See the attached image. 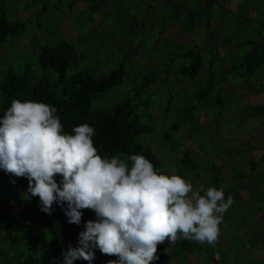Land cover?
<instances>
[{"label": "rangeland", "instance_id": "rangeland-1", "mask_svg": "<svg viewBox=\"0 0 264 264\" xmlns=\"http://www.w3.org/2000/svg\"><path fill=\"white\" fill-rule=\"evenodd\" d=\"M263 1L256 0V5ZM218 2L226 4L227 8L233 12L237 6L236 3L240 4L241 0H218ZM135 3V0H108L102 10L91 15L87 11L89 2L86 0H0V12L8 21L24 23L18 33L8 36L4 42L0 43V80L5 76L6 71L11 70L14 73L22 74L26 67L29 69V79L38 78L43 73L36 63L38 53L41 49L60 41L73 45L75 52L73 64L77 69L93 70L97 75H102L115 69L118 65H123L122 83L105 91L100 99H92L90 108L93 110H108L115 103L125 102V99L132 97V91L128 90L131 88V84L140 79L139 76L148 71L158 72L159 77L150 85L148 92L132 99L131 117H138V124L147 127V131L135 136L134 140L140 148H148L155 154L160 163V169L168 171L167 175H179L191 182L194 188L199 185H204L206 188L214 187L210 182L211 175L214 173L219 175L220 170L218 172L216 168L221 165L220 162H229L231 158V156L229 159L228 157L224 158L225 151L241 150L244 147L239 130L234 128L237 123L239 124V120L235 118L232 111L236 114L235 111L238 112L242 109L243 102L241 103L239 99L240 95H250V91L240 89L233 93V97L238 100L225 103L226 108L222 117L219 118L221 124L213 123L217 113L213 106L207 107V109L200 108L195 116V124L193 120H190L191 139L186 137V131L182 127L177 132L170 133L168 141H162L161 138L169 132L170 122L182 119L178 103L187 106V98L183 101L179 97L176 98L184 91L183 88L177 86L168 85L156 92L152 91L159 87V79L165 77L162 68L165 69L167 65L172 66L171 60L175 57L177 50L183 52L190 48L203 47L205 24H201L188 33L183 32L177 24L170 25L160 32L159 17L165 14L163 0H150L151 5L140 8L135 7ZM149 6H152L151 10L154 11L155 16L141 22L144 18L142 14L150 8ZM199 6L201 5L198 4ZM256 9L259 13L262 8ZM130 16L134 17L133 22L136 21V26L130 27L133 23ZM257 19H255L256 23ZM220 24L221 20L216 18L210 20L209 38L214 43L220 40ZM226 26L229 27V24ZM231 27L234 29L235 40L244 41L249 36L246 34L247 26L235 23ZM128 29L131 30V34L127 33ZM254 29L256 28L254 27ZM251 33H254L253 30ZM165 39H173L175 45L163 48ZM141 42L143 44L140 46ZM130 46L137 48L138 52L133 56L135 61L123 57V50L125 51ZM217 52L219 56L226 55V52L230 56L232 51L220 47ZM202 53L204 61H206L208 56L205 51ZM179 62L180 59L175 60L174 65H178ZM226 66H228L227 63L224 67ZM72 68L73 66L68 68L67 72L70 73ZM46 74L51 80L55 77L49 69ZM206 77L205 62L199 76L192 83V87L195 88L203 84ZM167 80L174 81V85L183 86L182 80H172L171 76H168ZM257 87H252L251 92L258 91ZM253 94L250 95V98H241V100L245 99V104L264 106V94L262 92L257 93L256 96ZM169 95H172L175 102L170 104V111L165 114L164 109L167 106ZM204 113H206L205 116ZM248 121H246L249 126L246 134L252 135L251 137L255 139H264L262 129L257 133L255 125ZM192 124H194L193 128ZM230 128L232 132L228 133ZM200 132H204V134L199 137ZM255 133L257 137L254 135ZM242 135V137H246L243 132ZM184 150L189 152L196 166L193 172L179 164V158ZM231 155L235 154L231 152ZM239 155L237 153V156ZM209 167H214L212 173L207 171ZM221 174L216 186L221 190L224 189L225 196V181H222V177H225L224 169L221 170ZM257 182L262 183V178H258ZM252 195L257 196L258 191H254ZM27 199L28 195L21 187L14 186L7 178H0V221L1 224L9 223L11 225V230L8 233L0 231V251H3L0 264H15L23 258L26 238L23 237L22 231L19 232L13 221L14 212L20 210ZM236 205H231L224 214L222 223L218 225L220 231L214 244L189 242V248L184 251L178 250L170 264H209L206 254L210 259L213 258L216 264H263L264 236L261 231L263 222L260 221V225L252 229L257 222L250 217L246 218L248 215L246 212L240 213L238 216L236 213L240 212L241 208ZM253 215H259L258 210H254ZM262 215L264 216V211H262ZM241 219H243V223L240 225L238 222ZM246 227L249 228L246 229ZM8 237H17L18 242L9 245ZM254 240L257 242L256 246L248 245ZM165 241L168 243L167 240ZM184 241L186 242V240ZM184 241L181 244H184ZM63 247L67 252L69 245L63 242ZM197 247L201 250H198ZM117 259L118 257L110 255L106 258L95 257L91 264H107L108 261ZM73 264H88V261L78 259L74 260Z\"/></svg>", "mask_w": 264, "mask_h": 264}, {"label": "trees", "instance_id": "trees-1", "mask_svg": "<svg viewBox=\"0 0 264 264\" xmlns=\"http://www.w3.org/2000/svg\"><path fill=\"white\" fill-rule=\"evenodd\" d=\"M86 1L89 2L87 11L91 15H95L98 10L100 11L106 6L105 4L108 0ZM246 1L241 0L240 4L236 3L237 6L232 12L227 8L226 4H220L218 0H163L165 14L159 17L160 32L173 24H177L186 33L195 30L203 23L205 27L203 47H194L183 52L177 50L175 57L171 60L172 66L167 65L165 69L162 68L165 77L159 79V87L152 91L156 92L168 85L177 86L183 88L184 91L179 96L177 95L176 98L179 97L182 101L187 98V106L178 103L182 119L170 122L168 127L169 132L161 138L162 141H168L169 134L177 132L182 127L186 131V137H190L191 139L190 120H193L195 124V116L200 111V108L207 109V107L213 106L217 112L213 123L221 124L219 118L222 117L226 108L225 103L227 101L238 100V98L233 97V93L237 90L244 89L247 92L250 91L249 94H252L251 88L258 86L259 90L257 92L264 94V1L259 5H256V0ZM135 2V7L139 8L151 5L150 0H135ZM198 4L201 6L198 7ZM149 7L142 14L144 18L141 22L150 20L152 16H155L154 11L151 10L152 6ZM256 8L262 9L258 13ZM115 10L118 11V9ZM213 18L221 20V24L219 25V29H221L219 32L220 40L217 43H214L209 38L210 20ZM256 18H258L257 23L255 21ZM130 20L133 22L134 17H131ZM135 22L130 27L136 26ZM235 23L248 27L246 34L249 36H247L246 40H235L234 29L231 27ZM227 24H229V27L226 26ZM23 25V22L8 21L0 12V43L4 42L8 36L18 33ZM252 30L254 33H251ZM127 33L131 34V30L128 29ZM142 44L141 42L140 46ZM174 45L173 39H165L163 48ZM220 47L230 49L232 51L230 56L227 52L226 55L219 56L217 49ZM202 51H205V54L208 56L206 61H204ZM136 52H138L137 48L130 46L125 51L123 50L122 54L125 59L134 60L133 56ZM74 56L73 45L60 41L52 46L41 49L38 53L36 63L43 72L38 78L34 80L29 79V69L27 67L22 74L14 73L11 70L6 71L5 76L0 80V118L3 117L4 110L10 107L13 100L43 102L57 109L55 115L60 118L63 132L71 134L73 127L82 124H88L93 127V145L101 158H111L117 155H120L121 158L132 154L143 155L153 164L154 170L158 174L167 175L168 171L160 169V163L155 154L148 148H140L134 140L135 136L145 133L147 127L138 124V117H131L132 99L148 92L150 85L158 79L159 73L148 71L139 76L140 79L131 84V88L128 90L132 91V97L125 99V102L115 103L108 110H93L90 108V101L92 99H100L105 91L115 88L122 83L124 76L123 65H118L106 74L97 75L93 70L77 69L76 65L73 64ZM178 59H180V62L175 66L174 62ZM205 62L207 77L203 84L194 88L192 87V83L199 76ZM225 63L228 66L224 67ZM71 66L73 68L69 73L67 70ZM47 69L55 75L52 80L46 74ZM168 76H171L172 80H182L183 86L174 85V81L167 80ZM258 76H261V78ZM252 78H254L253 81H251ZM190 87L193 89L191 90ZM246 97L249 98L250 95H240L239 99L241 103L243 102L242 109L238 110V112L235 111L236 114L232 111L235 118L239 120V124L237 123L234 126L235 129L241 126H248L246 121H250L255 117H260L261 122L264 121V106L245 104ZM241 98L245 99L242 101ZM172 102H175V99L172 95H169L167 106L164 109L165 114L169 113ZM194 124H192V128ZM229 132H232L231 128L228 130ZM203 134L204 132H200L199 137L203 136ZM246 141L243 143L245 146H242L241 150L235 149L234 151L231 149V151H225V159L234 156L231 155V152L236 156L237 153H241V155L230 158L231 163L229 166L220 162L221 165H218L216 168L218 172L220 170L219 175L215 173L211 175L210 182L217 190H221L216 185L222 176V169L226 173L231 172L230 176L227 175L230 180V189H234L238 181L251 176L255 164L251 159L246 162L245 158L253 148H249L251 142L248 139ZM127 163L131 164L130 161H127ZM179 164L181 167L192 172L196 169L187 150L183 151L179 158ZM244 166L247 169L241 170ZM213 169L214 167H209L207 171L211 172ZM0 178H7L14 186L21 187L28 197L31 195L27 191L28 179L26 177H16L0 168ZM54 179L59 185L62 177L56 175ZM222 181H225V177H222ZM235 204L241 208V211L236 213L238 216L243 212L247 214V209L244 206L234 201L232 205ZM64 208H66V204ZM64 208L54 203L52 213L46 214L40 210V200L36 196L28 198L22 208L14 212L15 218L13 222L19 232H23V237L26 238L23 258L15 264H61L64 262L63 253H66V250L63 247V242L74 248L77 247L78 233L84 230L85 222L97 219L93 210L83 209L81 210L83 214L80 224H69L67 223ZM238 223L241 225L243 219ZM10 230L11 225L9 223L4 225L0 221V231L8 233ZM262 233L264 235V229ZM8 238L10 240L9 245L18 242L17 237ZM183 241L178 238L171 246L166 241L158 244L156 255L159 258L151 262V264H170L171 260L177 255L178 250L184 251L189 248V241L186 240L184 244H181ZM248 245L254 247L257 245V242H249ZM168 247H170V250L166 253L165 249ZM197 249L201 250L199 247ZM93 251L97 258L108 257L107 254L101 253L98 248H95ZM192 252L194 253V251ZM2 257L3 251H0V259ZM206 257L209 264H216L213 258L210 259L207 254ZM262 261L264 264V255H262Z\"/></svg>", "mask_w": 264, "mask_h": 264}, {"label": "clouds", "instance_id": "clouds-1", "mask_svg": "<svg viewBox=\"0 0 264 264\" xmlns=\"http://www.w3.org/2000/svg\"><path fill=\"white\" fill-rule=\"evenodd\" d=\"M56 112L43 102L13 100L0 118V168L26 177L28 198L38 196L46 214L54 203L66 204L67 223L79 225L81 210L95 212L97 219L78 233V246L63 253L64 264H91L94 248L118 257L107 264H151L159 258L157 245H173L178 234L189 242L217 241L231 195L225 199L215 187L194 188L179 175L158 174L143 155L101 158L94 128L82 124L63 132Z\"/></svg>", "mask_w": 264, "mask_h": 264}, {"label": "crops", "instance_id": "crops-1", "mask_svg": "<svg viewBox=\"0 0 264 264\" xmlns=\"http://www.w3.org/2000/svg\"><path fill=\"white\" fill-rule=\"evenodd\" d=\"M253 93L256 94L258 93L257 91ZM252 93V94H253ZM260 93V92H259ZM251 95V94H250ZM250 98V97H249ZM260 117H255L250 120L255 125V130H257V133L261 130L264 133V121L261 122ZM249 122V123H250ZM248 125V124H247ZM247 127L249 126H241L237 130H239V134L241 137V142H247L246 140L248 139L251 142V146L249 148H253L249 155L245 158V161L248 162V160H253L255 164V168L253 169L251 176L246 177L244 180L238 181V183L235 184L234 189L229 188L230 180V171L229 173L225 172V199H227L228 195H231L233 197V200L236 201L239 205L244 206L247 209V217H250L251 219H254L257 223L255 226H253L252 229H255L257 225H260V221H262V228L261 231L264 229V216L262 215V211H264V139L263 138H252V135H247ZM254 127V126H253ZM243 128V129H241ZM241 129V130H240ZM242 132L246 135V137H242ZM256 136V133L254 134ZM257 137V136H256ZM245 146V145H244ZM247 148V147H246ZM235 150V149H234ZM239 150V149H237ZM249 150V149H248ZM241 155V153H239ZM237 157L234 155L231 158ZM230 161L226 162L228 166L230 165ZM260 163V164H259ZM262 163V164H261ZM247 167H242L241 170H245ZM229 175V176H227ZM227 176V177H226ZM262 178V183H258L257 179ZM248 188H251V190H248ZM262 189V190H261ZM254 191H258L257 196H253L252 193ZM261 194V196H259ZM245 196V197H244ZM248 197V198H247ZM262 204L263 206H258ZM254 206H256L254 208ZM252 207V210L250 208ZM258 210L259 215L254 216L253 211ZM250 223V222H247ZM255 227V228H254ZM249 227H246V229ZM263 235V233H262ZM264 236V235H263ZM256 242V240L251 241V243ZM262 243V242H261ZM264 243V242H263Z\"/></svg>", "mask_w": 264, "mask_h": 264}]
</instances>
